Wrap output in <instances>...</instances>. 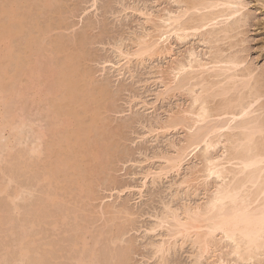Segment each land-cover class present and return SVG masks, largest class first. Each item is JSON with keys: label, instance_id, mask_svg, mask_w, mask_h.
<instances>
[{"label": "rangeland", "instance_id": "rangeland-1", "mask_svg": "<svg viewBox=\"0 0 264 264\" xmlns=\"http://www.w3.org/2000/svg\"><path fill=\"white\" fill-rule=\"evenodd\" d=\"M12 1L0 0V8L19 12L11 24L20 34L11 42L8 33L0 36V72H18L0 94V264H235L233 245L221 235L206 254L163 223L171 212L206 204L218 184L207 178L204 148L179 171L168 160L192 140L196 96H203L213 124L223 121L229 103L239 96L252 100L260 91L255 95L262 97L263 111L256 114L264 117V0H239L242 7L234 6L244 8L231 19L220 18L223 7L198 10L202 0ZM212 13L222 23L197 32L202 17L207 24ZM172 17L191 29L189 36L171 32L170 54L163 46L164 56L146 55L144 42L156 41ZM8 21L0 14V26ZM31 35L39 46L27 51ZM141 48L144 55H138ZM190 52L204 63L231 58L240 64L234 83L243 86L251 71V87L233 89L223 71L177 75ZM66 58L75 68L69 76ZM30 63L40 73L25 87ZM71 77L85 97L82 104L69 101ZM69 103L73 107L64 108ZM34 136L41 137L39 146ZM34 144L41 154L33 152ZM224 145L232 146L223 140L210 155L221 156ZM73 156L77 167H60Z\"/></svg>", "mask_w": 264, "mask_h": 264}, {"label": "bare ground", "instance_id": "bare-ground-1", "mask_svg": "<svg viewBox=\"0 0 264 264\" xmlns=\"http://www.w3.org/2000/svg\"><path fill=\"white\" fill-rule=\"evenodd\" d=\"M7 1L11 2L12 0H7ZM19 1L20 0L18 1L13 0L12 2L13 4H15V2H19ZM214 1L212 2L208 0H202L200 1L201 3L199 2L201 7L197 6L199 5V3L195 6L199 7L198 10H200L201 8L207 10H210V8H214V9L217 8V10L215 9L216 11H218V9L223 7L224 9L222 8V11H220L221 9L219 10V16L221 18V16L225 15L224 17H227L229 19L234 18L244 8L243 7L242 9H240L242 7L241 4L242 2L239 0L238 1L218 0L217 2L216 0ZM237 4L240 7V8L238 7L239 9L236 8L237 6L236 7L234 6ZM2 7L0 8V14L5 16L9 21L7 22L8 24L6 23L2 24L1 22L0 36H3L2 39L4 40L5 39L4 35L8 33V35L10 36L8 37L5 36L7 37L6 39L8 40V41L6 40V42H11V40H13L14 37L20 36L19 33L15 34L13 29L14 25H12L14 23L13 21H15L17 16H19V12L17 13L14 7L9 6V9H7L5 6L3 8ZM225 8L227 9L226 11H224ZM200 11L203 10L201 9ZM223 11L226 12V14L223 13ZM214 13H216L215 15L218 14V12H214ZM214 13L212 14H213V18L215 17V19L211 18L212 14L208 15L210 20L209 23L206 24L204 20L208 19L207 15L206 17H202V20L200 21L203 22L199 21L200 24L202 23V25L201 26L200 24L197 25L199 26L198 28H195L197 26H194L195 30L198 32L200 30V27L203 28L204 26L207 27L208 25H209L208 27L211 26L216 27L220 23H222V21L217 20V18L219 19V16L216 17ZM172 18L173 19L169 18L170 22H172L171 20L176 19V17L175 18L172 17ZM179 19L181 18L178 16V19L176 20ZM176 20H174L173 22L176 23ZM167 22L168 21H166L165 23L167 24ZM172 23H169L167 26L168 27L167 30L168 31L170 30L169 32L166 30V27L164 28L165 31L164 29H162L164 33L163 32L161 33L160 29H156L161 34L160 36L159 34L156 35L157 37H159L158 39L155 36L156 39L154 40L156 41L153 40H152L153 42L148 41L150 40L149 33H148V37H149L148 40H147L148 37L146 35L144 36V39L142 38L143 39L141 40L142 43L145 40H147L144 42V46L147 45V47L145 48L147 52L146 55L152 54L153 56L150 55V57L152 58L157 54L164 56L165 51L166 50L167 52L169 51V49H167L166 46L169 42L168 40L170 38L171 32L174 33V34L171 33L172 35L176 34L177 38L179 39H183V38L185 39L189 36V34L187 33L191 29H189L185 25H182L180 21L179 22L177 21L176 23V26L177 25L182 26V27L181 26L178 27V29L177 27H173ZM178 23H180V25ZM171 28L172 30L173 29L176 30L172 31ZM29 38L30 39H28L26 42V50L29 51L38 48L39 42H37L36 38L33 37L32 35ZM162 47L165 49L164 53H162L163 52ZM140 51L142 52L144 50L142 49ZM142 54L143 52L138 55H142ZM12 56H13V52H10L6 55V58L9 59V61H11L13 60ZM190 56H189L190 62L188 66H186V64L185 66L182 64V67H180L179 65L180 68H178V72H177V68L175 69L177 72L175 73L177 75L185 73L186 71L188 72L189 70L195 71L196 69L198 70V72L200 71L199 73L201 72L205 73V71L207 72L210 70L215 71L216 73L223 71L224 76L227 73L225 76L226 81H230L231 83V80H233L231 83L232 86L239 85L238 84L239 82H236V84L234 82L238 81V79L235 80V78H238L236 73L238 72L237 68L240 66V64L234 60H231V58L230 59L226 58V60L220 58L221 60L220 59L215 61L213 60L212 61L213 63L212 62L204 63L198 58L195 52H192ZM64 61L65 63L68 64L67 66L63 65V67L66 68L65 71L66 73H68L69 76L70 74L74 73L75 68L69 66L70 61L67 60V58ZM17 64H19V62ZM1 69L2 67L0 66V71ZM3 69H4V74L0 72V82H1L0 94L6 88L11 86L8 84L14 82L15 78H17L16 73H18L15 72V74L12 75L9 73L11 76L7 77L6 74H8V71L6 70L5 67H3ZM233 70H234V76L231 73L230 75L232 76L229 77V73ZM65 71L62 74H64ZM249 72L250 73L247 79L245 78L243 80V86H240L241 84L239 85L240 88L247 89L251 87L249 82L250 80H248V78L249 79L251 78L252 72L251 71ZM25 73L28 74L27 76L25 74V76L28 77L27 80L28 82H26L24 86L26 85L25 87L27 86L29 87V85H31L32 83V76L34 74L38 75L40 71L38 70V68H36V64L30 63L28 66V71H26ZM66 73L64 74L65 76H67ZM218 73L216 74L217 76H219V74L223 76L222 73L219 74ZM227 76L229 77V80L227 79L228 78ZM176 78L177 77H175V79ZM68 80L69 81H66V84H67V93H68L67 95L69 101L72 102L71 103L72 105L74 104L78 105V103L82 104L83 101L85 100V97H81V96L79 97L80 87L78 85V81L75 80L74 77H71ZM240 82H242V80ZM227 83L230 84L229 82ZM239 86L238 88L237 87L236 88L240 89ZM232 88L234 89V86ZM226 91L228 90L227 89L224 90V93H226ZM259 93L254 92L253 95L250 97L252 100L244 98L243 96L242 97L239 96L240 99L237 98L235 101L229 103L228 106L226 107V110L223 113H221L222 115L226 116L224 117L225 120L223 118L222 122L221 121L217 123L213 122V124L210 121L211 115H210V110L208 109L209 106H207L205 100L203 101V96H196L195 102L196 103L199 102L200 104L198 106L199 108H197L198 109L197 113H194L196 112L194 111L192 114V116L195 115L193 117L196 118L195 119L192 117L195 121L194 122L195 131L192 132V136H191L192 140L190 138L189 139L190 142L188 141L189 143L187 144V146L185 145L183 146L184 148L181 147L182 149H177L179 150L177 151L178 154L176 155L175 153L173 155L174 158L172 156L171 160L170 158L168 160L169 163H171L169 164V166L172 165L173 168H175L172 169L171 166L170 169L172 170L177 169L179 171V169L183 167L184 163L187 161V158L190 157L192 153L195 152V156H197L196 153L198 152L196 151H198L199 149H200L199 151H201L202 148H204L203 162L204 165H206L205 172L207 170V178L216 179L218 184L216 183L217 185L215 186L214 192H212V196L210 197V199L209 198L207 199L208 202H206V204L204 205L202 204V206H197V205L195 207L192 206L193 208L186 206V208L187 207L188 208L185 211L183 210L184 211L183 214L181 213V215L183 216H181L180 214H176V212L175 213L171 212V214L172 213L173 214L172 215L169 214L168 217L166 216V218L163 219V223L168 224L170 227H172L174 229L172 231L174 232L176 231L175 232L176 235H180V237L182 238L183 237L189 238V240L191 241L193 240V244L199 247V249L201 250L200 252L206 254L208 252L211 253L212 250L210 251V249L215 248L214 244H212V241L216 238V236L221 235L222 237H224L223 239L228 241V244L230 242V245H233V247L231 246L233 248L232 254L236 258L235 260H237L235 261L236 262L235 264H249V263L255 264V262H260L261 259L264 258V117L262 116V114L261 115H259V113L258 115L256 114L258 111L262 110L263 108V106L260 107L259 105V102L262 97L261 96L256 97L255 95V94L258 95ZM65 99H67V97H65ZM75 101H77L78 103ZM71 104L69 103L66 104L65 106L63 104L62 105L64 106V108L67 107L68 109H70V107L72 106ZM67 105H69L70 107ZM62 119L60 121L64 124L65 128H69L70 123ZM219 120H222V118ZM207 122L209 124H207ZM229 132H232L233 134H229ZM63 137L64 138H62V140L63 142H65L64 145H66V147L68 148V152H67L68 155L71 153L70 146L68 145V142L70 143V141H68L69 138L67 137V135ZM40 138L41 137L38 136V138L36 139L34 136V142L38 146H39L38 143L40 141ZM82 139L84 138L82 137ZM223 140L230 142L232 144L231 148L229 147L230 148L229 149L227 148V146L224 145V149L226 150L225 152L223 151L224 153L222 152L221 156L210 155V152L212 150H216L217 146L220 145L223 142ZM61 144L62 142H60L58 145ZM52 145L55 146L54 144ZM38 146L36 145L34 146L35 148L33 149L34 150L33 152L35 154L37 153L36 151L40 153L39 149L41 146L39 148ZM36 148H38V150ZM62 149H63V144L61 146V150L59 151H62ZM189 150L192 151L189 152ZM74 158H75L74 156H73V160L71 158H66L62 163H60V167L61 166L77 167L76 158L75 160ZM48 177L50 178V175ZM50 187H52V185ZM18 197H20V195ZM21 251L22 252L27 251L25 250V248H23V243H22ZM202 253L201 255L204 257V255L206 254H202ZM225 261L221 259V261L218 262V264H230Z\"/></svg>", "mask_w": 264, "mask_h": 264}]
</instances>
